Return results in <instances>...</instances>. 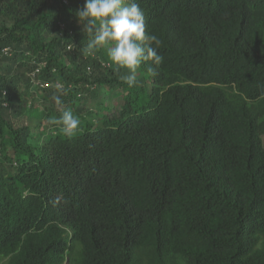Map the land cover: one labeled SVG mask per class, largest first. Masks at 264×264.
I'll return each mask as SVG.
<instances>
[{
    "label": "trees",
    "instance_id": "16d2710c",
    "mask_svg": "<svg viewBox=\"0 0 264 264\" xmlns=\"http://www.w3.org/2000/svg\"><path fill=\"white\" fill-rule=\"evenodd\" d=\"M137 2L129 87L84 0H0V263L264 264V0Z\"/></svg>",
    "mask_w": 264,
    "mask_h": 264
},
{
    "label": "clouds",
    "instance_id": "9594fccd",
    "mask_svg": "<svg viewBox=\"0 0 264 264\" xmlns=\"http://www.w3.org/2000/svg\"><path fill=\"white\" fill-rule=\"evenodd\" d=\"M76 17L84 33L91 36L87 45L89 50L111 44L107 48L108 59L117 68L128 70L120 79L129 87L135 85V72L142 62L151 60L159 65L163 61L158 52L161 41L156 35L146 34L144 13L137 0H84ZM53 87L56 91L51 100L61 105L62 99L57 93L62 92V86L54 84ZM49 123L60 125L65 135H72L80 120L72 111L64 110Z\"/></svg>",
    "mask_w": 264,
    "mask_h": 264
},
{
    "label": "rangeland",
    "instance_id": "374dc122",
    "mask_svg": "<svg viewBox=\"0 0 264 264\" xmlns=\"http://www.w3.org/2000/svg\"><path fill=\"white\" fill-rule=\"evenodd\" d=\"M113 109L116 110L117 108H113ZM114 110H113V111H114ZM116 111H117V110H116ZM116 111H115V112H116ZM1 264H6V261H3Z\"/></svg>",
    "mask_w": 264,
    "mask_h": 264
}]
</instances>
